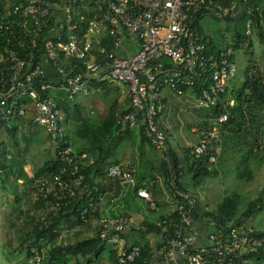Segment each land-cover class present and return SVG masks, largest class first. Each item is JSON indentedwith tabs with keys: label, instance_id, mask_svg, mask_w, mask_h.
Returning <instances> with one entry per match:
<instances>
[{
	"label": "built area",
	"instance_id": "1",
	"mask_svg": "<svg viewBox=\"0 0 264 264\" xmlns=\"http://www.w3.org/2000/svg\"><path fill=\"white\" fill-rule=\"evenodd\" d=\"M81 1L0 0V130H9L28 116L45 128L59 166L49 176L36 179L33 186L44 205L51 208L85 194L89 202L78 211L86 221L97 213L103 193L96 184L89 188L84 182L81 165L93 160H85V154H77L68 145L55 97L61 98L63 93L72 101L99 90L104 82L122 85L130 109L118 121L120 130L140 127L171 170L165 135V130H170L167 118L171 102L163 117L166 102L162 91L169 89L182 98L183 87L190 91L197 87L194 104L198 109H210L218 103L230 106L234 102L224 94L229 93L237 67L233 47L210 51L205 34L195 25L199 13L210 9L215 0H93L94 16L88 19L79 12ZM246 2L231 0L217 13L235 16L244 10ZM83 22L87 23L84 41L77 34ZM256 25L264 33V21L260 19ZM100 28L107 30L111 47L100 46L96 55L89 36ZM246 33H251L249 21ZM124 38L138 42L131 55L117 51ZM70 59L83 60V71L76 70L77 63L67 67ZM229 118L227 111L210 116L203 129L194 130L198 133L192 150L195 157L207 156L210 164L216 162ZM136 171L134 163L122 161L106 165L104 173L122 189L129 185L153 207L150 186L154 182L136 184ZM176 180L172 172L163 183L160 181L162 193L172 206L153 222L160 231L146 256L142 257L139 244L125 236L128 228L147 230L130 215L107 214L95 226L94 234L115 251L119 264H248L264 241L255 237L254 228L242 221L216 223L202 213L197 215L196 199ZM44 252L43 247L32 246L29 264H42Z\"/></svg>",
	"mask_w": 264,
	"mask_h": 264
},
{
	"label": "trees",
	"instance_id": "2",
	"mask_svg": "<svg viewBox=\"0 0 264 264\" xmlns=\"http://www.w3.org/2000/svg\"><path fill=\"white\" fill-rule=\"evenodd\" d=\"M229 1L231 0H215L214 5L209 8L211 10H214L216 13L220 12L219 8L225 7L229 3ZM92 7H94L93 0H82L78 5L79 12H82L85 15L86 19L94 16L91 10ZM248 7L252 8L251 14L248 13ZM206 10L208 9H203L199 13L198 17ZM226 16L232 18L235 21L241 20L244 22L243 34L235 32V41L232 44L227 45H231L234 50L237 49L243 42H248V45L250 46L252 42L251 33H256V31L257 35L260 37L261 43L264 44V33L256 25L260 19L264 21V0H247V2L245 3L244 10L242 12L235 16H231V14L228 13ZM247 21H249L251 24V33L249 34L246 33ZM197 28L201 31L199 27ZM86 31L87 23L83 22L81 25V29L77 32L79 38L82 41L86 39L84 37V33ZM206 39V45L210 51L217 49L209 38L206 37ZM90 41L92 45V53L96 55H98L99 53L98 49L100 46H105L106 48L111 47L108 32H106V35L101 41L97 42L94 37H91ZM72 63H77L78 68L76 70L78 72L83 71V60L70 59L69 64H67L66 66L70 67ZM106 83L107 82L101 84L100 89ZM183 89L185 92L188 90L186 87H183ZM192 92L196 95L198 93V88L194 87L192 89ZM227 95L228 93H225L224 97ZM233 98L234 103L230 106H224L223 103H218L216 106L210 109H206L205 112L207 116L203 119V122L200 123L201 126L204 127L207 124L208 117L217 116L225 111L230 114V118L224 125V128L229 127L233 121H239L240 124H243L245 122L243 120V116H245L243 110L249 112V108L252 107L258 110H264V77L262 76V74H260L259 69H257L253 63H247L245 68L244 82L241 88L236 91ZM55 101L57 107L60 109L61 112L64 113L65 116L70 117V114L72 116L75 115L76 118H80V125L70 127L72 133L78 135L79 138L77 142V150H75L71 146L67 132L65 138L67 140L68 145H70L76 151L77 154H85V160H88L90 158L93 160V163L89 165H81V171L83 172L85 178L84 182L88 185L89 188L92 185L96 184L102 192L100 183L93 182L91 175L102 171L105 160L113 156L112 148L115 146L116 142L121 137L120 124L118 121L120 117L130 109V106L125 111L121 112V115H119V119L117 121L116 117L114 116L115 114L111 111L110 114L103 119V122L99 123L95 120H91L90 115H85V117H81V112H79L77 109L75 110V108L72 113L70 105L60 100V98L55 97ZM243 107L244 109H242ZM233 117H239V120H234ZM249 120L253 121V116H250ZM32 123L33 122L30 118L29 125L31 126ZM249 128L250 127H248V129ZM9 131L11 132V135H13L14 137L16 136L17 132H15L16 130H14V127L9 129ZM96 132L99 134V136L102 135L100 136V138L102 139L101 141L96 136ZM142 137L143 139L148 141L145 136ZM2 145L3 143H0V146ZM259 148V146H256V149ZM192 150L193 146L183 148L181 156L178 157L174 154L171 149H169L168 154L172 158L171 170H169L167 164L164 161L162 162L165 177L167 178L173 172L176 176V179L178 180H176V184L186 191L188 190L183 186L182 181L187 176V174L191 176V179L193 178V182H196L198 179H200V177L213 176L216 172V170L212 168L214 163L210 164L207 161V156L195 157L193 155ZM7 163L8 162L6 152H4L3 150L0 154V176H2L3 178L1 180L3 185L4 181H7L9 178V171L12 170V168H10L9 163L8 165ZM58 166L59 162L53 155V158L47 159L41 166L37 167L34 170L32 176L27 180L28 182H31L33 186V181L41 177L49 176L53 171L57 169ZM248 166V162H246L244 170H239L240 176L244 179L249 178L251 176ZM1 188L3 189L4 187ZM33 188L35 189V202L38 205L40 204L41 207L48 208L49 211L44 214H41L37 219L35 216L31 217L29 221L30 229L27 228L25 230V237H23V240H21L20 242L21 246L23 245V243H25V257L28 259L29 251L32 246L37 245L39 247L44 248L47 244H50L47 249V252L44 248V251L46 253L44 252V259L42 264H102L100 260L102 259L103 252L108 246V244L99 239L96 234L90 237L77 239L67 243L62 242L57 245H51L62 230V224H68L73 219H75L79 223H86L91 219V217H88L86 221H83L80 218L78 211V208L84 206L89 202V198L86 197L85 194H83L82 197L73 199L72 202L67 205H62L58 208H51L44 205V201L39 196L37 189L34 186ZM93 196L94 200H96L97 194ZM239 197V194L236 191H233L230 195L224 196L222 198L215 210L216 213H214V211H211L209 213L202 211V214L216 223L232 222V224H236L238 221H241L235 217L238 212V206L240 203ZM244 205L245 206L241 210L240 214L245 218L256 213L257 211H261L262 208H264V186L261 188L255 198L250 199L248 201L246 200ZM199 211L200 210L197 209L195 210V213L199 215ZM145 225L147 227V230L141 231V234L150 232L158 233L160 231L159 227H156L153 222L146 221ZM252 227L254 228L255 237L257 239L262 238L264 240V231H260L259 229L257 230V228H255L254 226ZM133 243L139 244L141 246L142 257L146 256L151 248L148 244H141L139 241H135ZM72 258L74 259V261L70 263V261L73 260ZM106 259L110 261V264H119L116 253L110 246ZM262 259H264V241L262 242V245L258 247L257 251L253 255H251L248 264L251 261L259 263Z\"/></svg>",
	"mask_w": 264,
	"mask_h": 264
},
{
	"label": "rangeland",
	"instance_id": "3",
	"mask_svg": "<svg viewBox=\"0 0 264 264\" xmlns=\"http://www.w3.org/2000/svg\"><path fill=\"white\" fill-rule=\"evenodd\" d=\"M195 24L197 27L201 29V31L209 38L213 45L216 48H221L227 44H232L235 41V32L243 34V25L244 22L241 20H233L228 16L222 14L219 15L214 10L208 9L196 19ZM251 45H248V42H243L237 49L234 50V60L237 65V70L235 74V79L232 81L229 92L238 91L243 82L245 76V67L247 63H254L258 61V65L264 69V44L261 43L260 37L256 33H251ZM59 96L62 97V101L66 102L70 105V109H77L81 112L80 116L85 117L90 115L91 120L98 118V114L95 112L94 114H89V101L88 96H76L72 101L64 98V94L61 93ZM162 96L166 102V107L162 110L163 117H166L167 108L171 102L170 114L168 116V124L170 130H165L167 144L172 150H178V146L184 148L185 146L191 147L193 144L198 141V133L191 131L192 128L201 127L200 123L203 122V119L207 116L205 110L198 109L194 104V99L185 100L182 98H177L173 95V92L169 89H164L162 91ZM65 99V100H64ZM62 113V124L65 128L71 146L77 150L78 148V135L72 133L70 130L71 126L75 127L80 125V118H76L75 115H70L67 117ZM29 117H26L25 121H29ZM26 129L21 132L18 130L14 139H11L6 142L5 150L7 157L14 156H23L26 159L31 160L32 166L41 165L50 155L53 154V146L50 142L49 135L44 127L32 123L31 126L28 125L25 127ZM96 136L101 141L100 135L96 132ZM236 141V140H234ZM80 142V141H79ZM221 143V154L219 155L217 161L214 163L212 168L216 170L215 175L208 177H200L196 182H193V178L187 174V176L183 179V186L193 195L196 199V207L195 210H200L199 212H211L216 210L218 204L222 200L224 196L230 195L233 191H236L239 194L240 203L238 206V212L235 215L236 218L241 220L247 225H252L257 230L264 231V208L261 211H257L256 213L250 215L245 218L241 216V210L244 208V203L246 200L253 199L257 196L258 192L264 186V170L263 169H251V176L249 178H242L239 176V172L236 171L235 165L238 166L239 169L245 167V164L242 161L243 156L234 155L232 153L231 143L228 138L220 137ZM238 144V143H237ZM119 151V150H118ZM112 152H114V148H112ZM116 151V155H117ZM16 159V158H15ZM237 162V163H236ZM201 176V175H200ZM11 186L6 185V189L8 190ZM13 188V187H12ZM2 189V188H1ZM3 191V189H2ZM7 194L4 191L0 190V203L3 202V198H7ZM165 200L164 196L159 195L157 197L158 206L156 209H152L150 205L145 203L141 199L128 197L125 203V211L128 213L140 214L143 219L146 220H156L159 215L166 212L167 204L163 201ZM32 206L31 203H27ZM7 209L6 211H10L9 208L14 209L10 211L11 216L15 218L17 214H19L18 207L16 202L8 201L5 203ZM20 208V205H19ZM38 207L36 210L39 215L46 213L49 211L48 208ZM38 217H36L37 219ZM7 223V220H5ZM18 222V223H16ZM66 225L63 227L64 229L60 231L59 235L55 239V241L51 245H57L59 243H67L75 240V236L71 234L72 227L74 224ZM76 225V224H75ZM251 226V227H252ZM30 229V226L20 225V222L16 219H13L12 224H9V234L8 237L13 242V245L21 242L22 234L24 230ZM7 230L6 225L4 228L2 224H0V235H4V232ZM22 231V233H21ZM143 239L139 237V242ZM138 241V240H137ZM6 242L8 240L6 239ZM3 245V244H2ZM50 244H47L45 251L47 252ZM109 245L105 248L103 252V258H106L108 255ZM45 252V253H46ZM7 255L4 254L0 258V264H7L5 260ZM9 259V257H8ZM73 259V258H72ZM74 261L71 260L70 263ZM249 264H264V259L260 260L259 263L255 261H251Z\"/></svg>",
	"mask_w": 264,
	"mask_h": 264
},
{
	"label": "crops",
	"instance_id": "4",
	"mask_svg": "<svg viewBox=\"0 0 264 264\" xmlns=\"http://www.w3.org/2000/svg\"><path fill=\"white\" fill-rule=\"evenodd\" d=\"M106 32L107 30L105 28H100L97 32L92 33L89 38L94 37V39L99 42L106 35ZM137 47L138 42L135 39L124 38L121 45L117 48V51L121 55H131L135 52ZM44 64L46 66L48 65L47 63ZM253 64L257 69H259L260 74H262V76L264 77V69H262L258 65V61L254 62ZM235 93L236 92L233 91L228 93V95L232 98L233 102V97ZM86 96H88L89 98V101H87L90 110L89 114H94L96 112L98 114V118H95L94 120L99 123L103 122V119L107 115H109L111 111L115 114L114 116L116 117L117 121L119 119V115H121V112L125 111L130 106L129 98L127 96L125 88L115 82H107L105 85H103V87H101V89L95 90ZM183 98L186 101L190 99H194L195 101L194 93L190 90L185 92ZM60 100H63L62 97L60 98ZM242 109H244V107ZM243 112L245 114V116H243V120L245 122L243 124H240L239 121H233L229 127H225L221 135V141L222 137L229 139L231 147L233 148L232 153L235 156H243L242 161L244 164L248 162V168L251 174V169L264 170V110H258L252 107L249 108V112H246L244 110ZM250 116H253V121L249 120ZM233 118L234 120H239V117ZM25 119L27 118L25 117L15 123V132L18 133V130H21V132H23L26 129L25 127L29 125L30 117L29 121H25ZM248 127L250 128L248 129ZM196 129L192 128L191 131H194ZM120 135L121 137L118 139L115 146L113 147V156L105 160L102 171L91 175L93 182L100 183L103 193V197L99 203L97 213L86 223H79L75 219L70 221V225L74 224L73 226H71V234L76 237L75 240L93 236L95 226L99 223L100 219L105 217L107 214L130 215L135 223H142L144 225L146 221L154 222V220L150 221L143 219L140 214H133L125 211V203L126 200H128V197L141 199L148 205H150V203L149 201H145L144 199L138 197L135 193V190H132L129 185H126L122 189L118 181L114 179H108L104 174V169L107 164L112 162L130 161L134 163L137 169L134 176L136 184L139 185L143 181H152V183L154 182L150 186L151 202H153V207H151V205L150 207L152 209H156L158 206L157 197L159 195L164 196L161 190L162 184H160V181H162L163 183V180H165V172L162 166L163 161L160 158L159 152L154 149V147L149 143V141L143 139L142 136L144 135L142 134L140 127L127 126L121 129ZM14 138L15 137L11 135V132L9 130H0V143H3V145L0 146V154L3 150L4 152H6V142ZM195 144H193L192 146H194ZM256 146H259L260 148L256 149ZM186 147L187 146H185L184 148ZM116 151L118 152L117 155ZM172 151L176 156L179 157L182 154L183 148L178 146V150ZM48 156L49 157L47 159L53 158V154H51V152L50 155L48 154ZM7 162L9 163L10 168H12V170L9 171V178L7 181H4V185L1 182L3 178L2 176H0V190L1 192L4 191L5 193H7L3 194L6 195L7 198H3L4 201L0 203V224H2L3 228L4 225H6L7 227V230L4 232V235H0V258L2 255L6 254L7 258L5 260V263L7 262V264H29L27 258L25 257V243H23L22 246L20 245V242L16 245H13V242L8 237V229L9 224H12L13 219L18 220L20 222V225L23 224L25 226H28L32 216H40L39 213L37 214L38 211L36 209L39 206L41 207V205H38L35 202V189L33 188L32 183L28 182L27 179L30 178L34 170L37 167L41 166L44 162L41 165L32 166L30 165L31 160L26 159L23 156L7 157ZM235 168H237L236 171L238 172L239 170H244V168L239 169L237 165H235ZM6 185L11 186V188L7 190ZM1 187H4L3 191ZM8 201L16 202L17 204L19 214H17L15 218H13L10 213V211H14V209L9 208L10 211H6L7 207L5 203L7 204ZM163 201L167 204V209L165 212L167 213L168 211H170L172 205L168 203L166 199H163ZM27 203H31L32 206L28 205ZM42 208L41 210H43ZM165 213L161 214V216ZM5 220H7V223ZM66 225L68 224H62V230L64 229L63 227H65ZM141 231L143 230L137 231L135 230V228H128L125 231V236L132 243L135 241L137 242V240L139 241V237H141L143 239L140 242L141 244H148L150 247H152L154 241L157 239V234H141ZM22 236L25 237V230ZM23 237L21 238V240H23ZM6 239L8 240V242H6ZM100 261L102 262V264H110V261H108L106 258H103Z\"/></svg>",
	"mask_w": 264,
	"mask_h": 264
}]
</instances>
